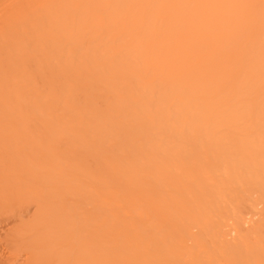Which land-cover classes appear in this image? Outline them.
Returning a JSON list of instances; mask_svg holds the SVG:
<instances>
[{"label":"bare ground","instance_id":"1","mask_svg":"<svg viewBox=\"0 0 264 264\" xmlns=\"http://www.w3.org/2000/svg\"><path fill=\"white\" fill-rule=\"evenodd\" d=\"M0 264H264V0H0Z\"/></svg>","mask_w":264,"mask_h":264}]
</instances>
